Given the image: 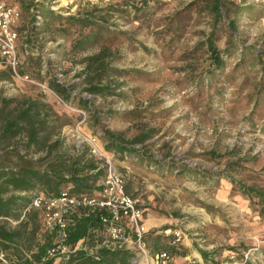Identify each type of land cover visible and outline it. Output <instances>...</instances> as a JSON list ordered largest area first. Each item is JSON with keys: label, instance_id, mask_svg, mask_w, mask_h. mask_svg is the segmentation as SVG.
Instances as JSON below:
<instances>
[{"label": "rangeland", "instance_id": "374dc122", "mask_svg": "<svg viewBox=\"0 0 264 264\" xmlns=\"http://www.w3.org/2000/svg\"><path fill=\"white\" fill-rule=\"evenodd\" d=\"M211 2L160 0L135 15L122 0H20V72L32 81L0 66V98L55 94L73 121L60 131L62 149L79 146L83 164L99 160L80 134L98 144L106 131L128 144L146 135L133 144L138 156L114 154V162L144 208L170 219L162 237L182 229L171 264H206L199 250L208 252L209 264H264V217L257 198L242 192L254 186L264 194V61L256 53L264 51V0H220L218 19ZM49 9L89 14L113 32L84 38L87 29L73 25L83 31L74 45L63 31L69 24L51 20ZM57 72L93 111L49 87ZM90 83L110 94L89 93Z\"/></svg>", "mask_w": 264, "mask_h": 264}, {"label": "trees", "instance_id": "16d2710c", "mask_svg": "<svg viewBox=\"0 0 264 264\" xmlns=\"http://www.w3.org/2000/svg\"><path fill=\"white\" fill-rule=\"evenodd\" d=\"M126 2V6H129L134 12L135 15L137 13H145V11L151 8L160 0H122ZM211 7H209L210 11H212L215 16L220 18V0H210ZM119 8V6H111V8ZM51 17V20L55 21H65L69 24V30H63L67 35H73L74 40L72 43L74 45L79 44L82 41L83 31L74 28L73 25H78L82 29H87L84 31V38H89L91 36L97 35V32L93 31H110V27L96 20L89 14L75 16L72 14L63 15L58 12H55L51 9L44 10ZM34 25L31 24L28 29V36L26 38V43H31L32 35L34 32ZM73 29V30H72ZM209 47H214L211 39L208 40ZM105 49V48H104ZM257 57H259L260 61H264V51L256 52ZM101 55V54H100ZM100 55H95L92 58H98ZM262 57V58H260ZM220 63V62H219ZM7 68V67H6ZM8 72L11 75V71L9 68ZM49 87L65 102L70 103L71 105H75L79 108L85 109L87 111H93L94 108L91 106L90 100L83 96H76L71 94V89L68 86H64L59 83V81L51 77L48 79ZM86 91L95 95H109L110 91L106 86L100 84H89L86 88ZM4 103L0 107V115L6 118L5 125L3 127L2 133L0 134V153H1V144L2 139L13 137L14 135H23L26 139L22 143L23 147H31L34 145L38 150H46L45 156L52 155L53 162L48 164L49 172L47 170L41 171L39 169H33L29 167H20L15 171L17 172V176H12L7 178L5 181L6 184H11L13 187L24 189V190H33L36 191V185L40 184L46 187V191L44 194L56 196L60 193V185L62 183H70L67 186L70 191L74 194H94L97 186L94 188V183L96 180L102 177L103 170L97 169L95 173L84 174L85 169H95L96 165L93 163H87L80 165L79 157H74V154L71 152H66L62 149V139L60 137V129L64 125L72 124V118L64 112L57 111H43L46 104L41 102L40 99L34 100H23L22 103L19 104L17 109L13 112L5 113L3 108L6 106V103L9 101L8 99L2 100ZM26 101V102H25ZM26 105L24 106V104ZM2 113V114H1ZM107 140H108V148H113L120 152V154L127 155H139L136 148L133 146L134 143L142 142L144 140L143 137H135L131 141V144H128L126 141L119 139V137H115L110 132H105ZM54 136V139L50 141V139ZM49 141V143H48ZM48 143V144H47ZM75 147V146H74ZM1 189V188H0ZM242 192L252 195L257 198L259 207V213L264 217V194L260 192L254 186L246 187L242 189ZM38 191L34 192L32 196L25 197L22 196L18 200L21 201L22 209L30 204L33 196L37 194ZM11 200L8 203L0 202L1 206H9ZM32 210V209H31ZM30 210V211H31ZM97 211H86L80 210L78 215L76 216V222L74 226L71 228L68 242L71 244H77L79 242H83L85 246H89L94 242L97 238L102 237L103 226L97 223ZM39 230V229H38ZM48 236H45L43 244H41L38 254L35 255V261L39 264H50L51 260H47L46 262H42L41 258L45 253L47 246L51 245L52 237H55L54 233H46ZM168 237V236H167ZM147 239V236H146ZM161 249L170 250L172 253H177L180 251L179 248L172 245L171 241H166L161 243ZM180 254L185 255V250L179 252ZM200 255L206 262L209 264V254L206 250H199ZM132 253L127 249H118L115 251L108 250H100L97 254V258L86 253V251L82 249H78L76 254L72 256L71 261L75 264H132ZM0 264H17L14 262L5 261L3 258H0ZM25 264H30V262H26ZM54 264H61L59 260L54 262ZM210 264H215L214 261L210 262Z\"/></svg>", "mask_w": 264, "mask_h": 264}, {"label": "built area", "instance_id": "2783aa9c", "mask_svg": "<svg viewBox=\"0 0 264 264\" xmlns=\"http://www.w3.org/2000/svg\"><path fill=\"white\" fill-rule=\"evenodd\" d=\"M18 0H0V66L10 69L13 78L32 81L28 74L20 72V57L18 53V22L22 12L17 5ZM60 82L64 79L62 73H55ZM86 142L91 153L99 160L103 170L101 180L94 194H74L68 187L60 190L56 196L37 193L30 204L22 209L23 218L31 209L41 213L43 231L54 233L55 238L47 246L42 262L57 260L61 264H75L71 261L78 249H84L87 254L97 258L100 250L115 251L127 249L132 253V264H171L175 253L161 249H150L146 236L147 228L143 221L144 205L125 188L124 175L116 168L114 155L102 148L95 136L78 135ZM80 210L97 211V223L103 226L102 237L96 238L91 245L71 244L68 236L76 222ZM172 245H177L183 239L180 228L169 229ZM264 237V233H263Z\"/></svg>", "mask_w": 264, "mask_h": 264}, {"label": "crops", "instance_id": "0c3cea01", "mask_svg": "<svg viewBox=\"0 0 264 264\" xmlns=\"http://www.w3.org/2000/svg\"><path fill=\"white\" fill-rule=\"evenodd\" d=\"M17 5L21 9L20 0L17 1ZM21 19L18 22H21ZM18 45V42H17ZM0 101V107L4 103L3 99H8L6 106L3 108L5 113L13 112L17 109L20 103L23 100H34L40 99L41 102L45 103L46 106L43 111H57L61 113H67L61 107V104L57 100V96L54 94L50 95L47 93H38V92H25L15 94L14 96L6 97L2 96ZM26 102V101H25ZM19 103V104H18ZM26 103L24 104V106ZM2 114V113H1ZM6 118L0 115V134L2 133L3 127L5 125ZM73 122V121H72ZM64 125L60 131L63 132L64 127L69 126ZM109 132V131H106ZM115 137L121 139V133L111 132ZM23 135H14L13 137L2 139L1 144V153H0V202L8 203L11 200L9 206L0 207V258H3L6 262H14L17 264H25L30 262V264H37L35 261V255L38 254L41 244L44 242L45 234L41 226V213L38 209H32L29 211L23 218L21 217L22 205L21 201L18 200L22 196L29 197L38 191V193H43L46 191V187L37 184L35 190H24L20 188L13 187L11 184H6V180L9 177L17 176L15 171L20 167H29L33 169H39L41 171L47 170L49 172L48 164L53 162L52 155L45 156L46 150H38L34 145L31 147H23L22 143L25 141ZM54 136L50 139L52 141ZM102 144L99 145L104 148L110 154H117L118 159H128L134 158V155L120 154L117 150L113 148H108V140L105 132L101 136ZM122 140V139H121ZM49 143V141H48ZM47 143V144H48ZM81 151V148L75 147V150L72 152L71 149L66 150V152H72L74 157ZM138 156V155H137ZM144 157V156H143ZM139 158V157H137ZM93 164L96 165L95 169H85L84 174L95 173L97 169H102L100 162L97 161L94 157ZM80 165L83 164V161H79ZM89 163V162H88ZM118 169V167H117ZM122 174L123 172L118 169ZM124 175V174H123ZM102 178V177H101ZM98 179L97 185L99 181ZM125 178V188L126 190L133 194L131 191L136 190V186L130 183ZM70 183H62L60 189L69 186ZM98 188V187H97ZM146 211V212H145ZM143 221L148 230L147 232V242L148 245L150 241L153 244V248H150L153 251L159 250L161 243H164L166 240L172 239V236L162 237L161 232L171 224L170 219L164 215H161L156 210H151L144 208ZM39 229V230H38ZM156 238H152V237ZM183 241V240H182ZM150 247V246H149Z\"/></svg>", "mask_w": 264, "mask_h": 264}, {"label": "water", "instance_id": "95a60500", "mask_svg": "<svg viewBox=\"0 0 264 264\" xmlns=\"http://www.w3.org/2000/svg\"><path fill=\"white\" fill-rule=\"evenodd\" d=\"M79 147V146H78Z\"/></svg>", "mask_w": 264, "mask_h": 264}]
</instances>
